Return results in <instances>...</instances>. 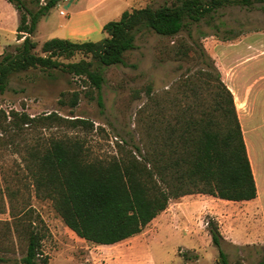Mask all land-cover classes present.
<instances>
[{
	"label": "rangeland",
	"instance_id": "obj_1",
	"mask_svg": "<svg viewBox=\"0 0 264 264\" xmlns=\"http://www.w3.org/2000/svg\"><path fill=\"white\" fill-rule=\"evenodd\" d=\"M22 1L27 9L36 11L47 0ZM172 1L60 0L38 18L31 35L38 43L34 52L42 54L41 44L52 37L76 36L72 41L102 39V30L93 34L81 27L89 14L106 22L119 18L125 9L158 7ZM230 1L192 23L177 37H162L151 30L139 32L135 47L124 53L123 64L101 67V106L88 83L59 69L29 68L8 76L5 89L0 92V264H22L27 239L24 226L16 224L19 219H25V223L33 221V227L44 234L40 249L48 264H220L219 248L208 231L209 221L218 225L222 235L220 248L229 264L258 263L264 255V207L261 211L258 204L204 194L185 195L171 199L168 211L159 213L141 232L113 245H99L70 230L51 201L37 196L32 185V157L45 150L53 139L80 142L90 159L115 155L117 147H144L145 127L139 110L148 100V86L160 99L180 96L176 84L182 72L190 69V73H196L208 63L220 72L222 57L231 61L238 56L234 61L237 63L251 56L243 62L244 67L252 72L264 70V54L259 53L264 47V1H253L249 6ZM60 10L66 15H60ZM19 14L8 0H0V60L7 53H14L22 42L16 32ZM74 17L82 19L70 26ZM180 40L193 49L186 61L168 56L174 41ZM200 50L206 62H200L196 54ZM82 58L89 56L77 53L61 60ZM76 90L79 101L70 107V94ZM204 98L210 105L208 92ZM11 110L26 113L33 121H13ZM53 113L88 123L75 125L45 119ZM162 116L155 119L165 123L167 119ZM155 125L162 130L161 122ZM261 133L264 140V125ZM251 134L259 146L261 139ZM261 202L264 205V200Z\"/></svg>",
	"mask_w": 264,
	"mask_h": 264
},
{
	"label": "trees",
	"instance_id": "obj_2",
	"mask_svg": "<svg viewBox=\"0 0 264 264\" xmlns=\"http://www.w3.org/2000/svg\"><path fill=\"white\" fill-rule=\"evenodd\" d=\"M8 1L20 12L16 32L22 42L14 53H7L0 60V92L12 73L29 68L59 69L88 83L101 106V67L123 64L124 53L135 47L139 32L151 30L162 37H177L230 0H173L158 7L125 9L118 19L102 26V39L72 41L52 37L41 44L42 54L34 52L38 43L31 35L38 18L60 0H47L36 11L27 9L22 0ZM253 1L264 0L230 2L249 6ZM192 50L186 42L174 41L168 56L186 61ZM77 53L89 59L61 60ZM196 54L200 62L206 60L202 50ZM176 87L180 96L163 99L147 87L148 100L139 110L145 127L144 147H117L115 155L90 159L80 142L57 138L42 152L34 153L32 185L36 195L49 199L78 237L99 245H113L141 232L168 207L171 199L189 194L236 202L257 196L233 94L219 70L211 63L196 73L187 69ZM207 92L210 105L204 98ZM59 100L64 103L62 98ZM78 101L79 91H72L68 104L75 107ZM157 115L166 117L165 123L157 121ZM9 116L21 124L33 121L26 113L13 110ZM45 119L75 125L88 123L54 113ZM159 122L162 130L156 129ZM16 224L24 226L27 239L21 263L48 264L40 249L44 234L33 227V221L25 223V219H19ZM209 224L211 240L219 248L217 261L229 264L220 248L222 235L218 225L214 221ZM257 264H264V255Z\"/></svg>",
	"mask_w": 264,
	"mask_h": 264
},
{
	"label": "crops",
	"instance_id": "obj_3",
	"mask_svg": "<svg viewBox=\"0 0 264 264\" xmlns=\"http://www.w3.org/2000/svg\"><path fill=\"white\" fill-rule=\"evenodd\" d=\"M87 12L91 13V10H87ZM120 14L121 12L119 15ZM80 19L82 18H72L69 22L70 26L76 24ZM84 19L86 22H84V25L81 27H87L93 32V34L101 33L102 26L109 21L107 20L104 22L98 20L94 14H89ZM68 36L72 40L76 37L71 35ZM259 53L264 54V47L260 48ZM248 57L251 56H245L243 60L237 63L234 61L238 56L231 59V61H227L222 57L220 61V72L223 76V81L233 94L237 116L241 125L248 158L257 188V196L254 199L241 202H247L248 204L254 205L258 204L261 206L259 207L261 211H263L264 209L262 210V208L264 205L261 201L264 200V140L261 138V129L264 125V70L258 69L252 72L245 68L243 62ZM250 121H252V123ZM251 133H254L257 138L261 139L259 146L253 141ZM248 134L250 135L249 137ZM181 203L182 202L177 204ZM167 211L168 208L162 211V214Z\"/></svg>",
	"mask_w": 264,
	"mask_h": 264
},
{
	"label": "built area",
	"instance_id": "obj_4",
	"mask_svg": "<svg viewBox=\"0 0 264 264\" xmlns=\"http://www.w3.org/2000/svg\"><path fill=\"white\" fill-rule=\"evenodd\" d=\"M59 14L65 16V12L63 10H60Z\"/></svg>",
	"mask_w": 264,
	"mask_h": 264
}]
</instances>
